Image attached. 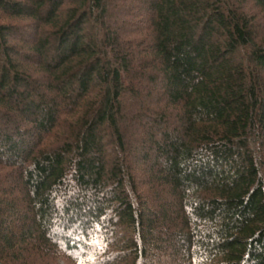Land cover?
Masks as SVG:
<instances>
[{
  "label": "trees",
  "instance_id": "trees-1",
  "mask_svg": "<svg viewBox=\"0 0 264 264\" xmlns=\"http://www.w3.org/2000/svg\"><path fill=\"white\" fill-rule=\"evenodd\" d=\"M61 253L264 264V0H0V264Z\"/></svg>",
  "mask_w": 264,
  "mask_h": 264
},
{
  "label": "snow or ice",
  "instance_id": "snow-or-ice-1",
  "mask_svg": "<svg viewBox=\"0 0 264 264\" xmlns=\"http://www.w3.org/2000/svg\"><path fill=\"white\" fill-rule=\"evenodd\" d=\"M67 229L64 231V229ZM61 231L67 237V243L72 246V252L75 253L78 249H82L92 244L97 243L96 240V221H91L85 227L78 224L75 220H63ZM63 244L64 241H61ZM92 249L89 248V251Z\"/></svg>",
  "mask_w": 264,
  "mask_h": 264
},
{
  "label": "rangeland",
  "instance_id": "rangeland-1",
  "mask_svg": "<svg viewBox=\"0 0 264 264\" xmlns=\"http://www.w3.org/2000/svg\"><path fill=\"white\" fill-rule=\"evenodd\" d=\"M112 249H114V248H112ZM96 260H97V257H96V259L94 257H92L89 259V263L90 264H97ZM80 261H81L80 259H79V261H74L72 259V257L69 256L68 254L61 253V254H58L56 256V258L51 260V262L48 261V263H47V261H43V262H41V264H84L83 261L82 262H80ZM111 262H112V264H117V262L115 260H114V262L111 260Z\"/></svg>",
  "mask_w": 264,
  "mask_h": 264
}]
</instances>
